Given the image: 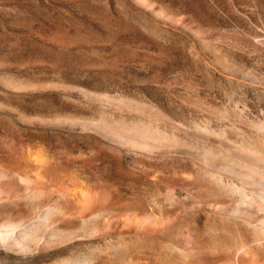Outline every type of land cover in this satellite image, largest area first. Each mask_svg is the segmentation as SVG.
Listing matches in <instances>:
<instances>
[{"label":"rangeland","instance_id":"rangeland-1","mask_svg":"<svg viewBox=\"0 0 264 264\" xmlns=\"http://www.w3.org/2000/svg\"><path fill=\"white\" fill-rule=\"evenodd\" d=\"M258 158L264 0H0V231L21 221L18 242L45 241L0 247V264L264 256L263 229L187 206L260 211L244 188L264 178ZM145 211L171 223L127 233ZM193 240L204 248L185 250Z\"/></svg>","mask_w":264,"mask_h":264},{"label":"bare ground","instance_id":"bare-ground-1","mask_svg":"<svg viewBox=\"0 0 264 264\" xmlns=\"http://www.w3.org/2000/svg\"><path fill=\"white\" fill-rule=\"evenodd\" d=\"M142 146H144V145H142ZM262 159L258 158L259 162L264 161ZM255 162H258V161H255ZM254 164H256V163H254ZM261 165L264 166V163L261 164ZM45 172L47 174V170L45 171V163H44V165L41 166L39 168V170L37 171V173H36L37 179L38 180H41V179L44 180L43 178H44ZM231 172H233V171H231ZM224 173L226 174V172H224ZM240 173H242V172H240ZM240 173H239V177H240ZM243 174H244V172H243ZM229 175H231V174H229ZM252 175H253V173H252ZM249 176H251V174ZM260 176L261 175H259V178H260ZM224 177H226V176H224ZM251 177H253V176H251ZM230 178H231V176H230ZM242 178H240V179H242ZM255 178L256 179H253V178L251 179L250 178L249 180H247V181H250V182H249V184L245 185L244 188H246V190L247 189L258 190L257 192L260 193L258 199H260L259 201H260L261 205H259V204H256V205L260 206V211H258V210L257 211L250 210L251 208H249V207H251V206H249V205L247 206L246 202L236 203L235 201L234 202L236 204H234V205L233 204L230 205L232 202L230 204L229 203L227 204V203H224V202L223 203L222 202H215V201L214 202H198V201L197 202H191V203H189L187 205V206H189L188 209L190 211H193V212L198 213L200 215L203 214V215H207V216H219V217L226 218V219L235 218V219H238V220H242V221L248 222L249 224H251L253 226H256V227H259V228L264 230V178L263 179H258L256 176H255ZM240 181H242V180H240ZM42 182H39V183H42ZM243 191H244V189H243ZM249 191H251V190H249ZM10 192H12L10 189H8L6 191V194H5L6 198L10 197L9 196ZM243 193L245 195V191ZM253 193H256V192H252L250 194H253ZM96 194H95V196L94 195L91 196V194L85 195L84 202H83L84 203L83 206H85V207L88 206V209H90L92 212L93 211L95 212L96 208L105 205V204L102 205L104 203L103 200H101L102 201L101 202L100 198L98 199L96 197L97 196ZM250 194H249V196H250ZM242 195H241V198H242ZM254 195L255 194H253L252 196H254ZM110 196H108V197H110ZM256 197H258V196H255V198ZM251 198L252 197H250V199ZM242 199H241V201H242ZM217 200H219V199H217ZM244 200L248 201L247 199H244ZM254 200H256V199H254ZM250 201H251L250 203L253 204L252 203V199ZM256 201H258V200H256ZM106 202H108V201L106 200ZM225 202H226V200H225ZM255 203H257V202H254V204ZM109 205H110V203H109ZM21 223H22L21 221L16 222V223L8 222L6 225H4L5 229L3 231H0V247L1 248H4V249L8 250V249H14V247H15L17 249H20L21 251H26L25 248H27V247L30 248V245L32 243H34V244L36 243L37 246L40 245V244L41 245L44 244L45 241L42 238H39V237H38L39 239H36L37 237L33 238L31 242L29 241L28 244H24L25 246L22 244V242H23L22 240H21V243L18 242V240L14 237L13 234H14L15 230L21 225ZM169 223H171V217L169 215H163L162 213H157V212H153V211L152 212L145 211V212H142V213H135V214L129 215L125 219V226H123V227H125L127 233H136V234H140V235H150V234H153V233H156V232H159V231L163 230L164 228L167 227V225ZM201 241L193 240V241L187 242L185 244L184 248L187 251H197L199 249H203L205 242L203 243ZM31 246H33V245H31ZM72 264H75V263H72ZM189 264H264V256L259 255V253L258 254L245 253L244 255H237V254H231V253H220V254H215L214 253V254H212V253L206 252V253H203V254H200V255L193 256L189 260Z\"/></svg>","mask_w":264,"mask_h":264}]
</instances>
